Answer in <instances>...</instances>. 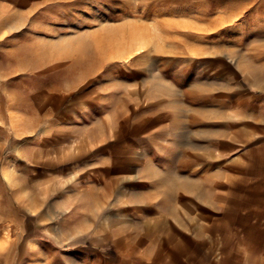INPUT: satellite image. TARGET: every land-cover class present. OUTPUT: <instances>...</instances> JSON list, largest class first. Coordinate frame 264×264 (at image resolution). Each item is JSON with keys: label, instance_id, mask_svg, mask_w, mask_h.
<instances>
[{"label": "rangeland", "instance_id": "rangeland-1", "mask_svg": "<svg viewBox=\"0 0 264 264\" xmlns=\"http://www.w3.org/2000/svg\"><path fill=\"white\" fill-rule=\"evenodd\" d=\"M261 102L264 0H0V264L186 251L250 208Z\"/></svg>", "mask_w": 264, "mask_h": 264}, {"label": "crops", "instance_id": "crops-1", "mask_svg": "<svg viewBox=\"0 0 264 264\" xmlns=\"http://www.w3.org/2000/svg\"><path fill=\"white\" fill-rule=\"evenodd\" d=\"M261 103L264 106V102ZM259 147L262 153L264 145ZM258 160L255 170L251 171V173L255 171L257 173L250 177L253 179L251 184L255 186L251 188L248 198L250 208L235 207V209L224 210L223 216L215 223L216 226L213 225L209 229L201 226L202 234L208 231L217 233L218 240L215 243L218 245L215 246L213 240H202L205 239L202 234L197 236L198 241L193 240L195 237H191V230H189L186 236L188 240L192 239V242L187 243L186 251L171 253L168 258L162 257L154 262L145 252L144 264H264V156L259 155ZM194 241L196 244H202L201 251H188L193 248ZM206 243H209L207 247H205ZM146 245L143 247L149 250L151 246Z\"/></svg>", "mask_w": 264, "mask_h": 264}]
</instances>
